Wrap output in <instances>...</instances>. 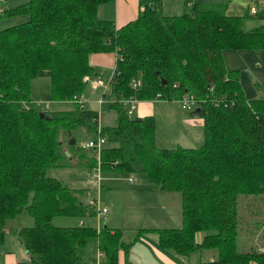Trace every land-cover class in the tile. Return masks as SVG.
<instances>
[{"label":"trees","instance_id":"1","mask_svg":"<svg viewBox=\"0 0 264 264\" xmlns=\"http://www.w3.org/2000/svg\"><path fill=\"white\" fill-rule=\"evenodd\" d=\"M5 1L0 21L21 14L26 19L0 25V244L7 229L38 264H97V256L115 264L119 253L126 262L146 228L125 238L121 227L107 223L97 197H88L96 208L79 199L83 188L46 174L49 167H72L74 158L76 165L84 161L83 169L137 173L151 187L179 193L181 222L154 228L159 247L182 254L214 249L199 264H264V250L238 247L236 206L237 194L264 190V97L247 98L237 68H227L222 56L224 49L264 48V9L250 12L248 0L247 12L262 22L243 29L241 17L220 4L192 3L180 14H159L151 0H139L143 9L115 26L96 16V6L107 0H24L11 7ZM113 50L107 95L98 86L116 117L98 127L96 110L77 99L86 86L83 75L96 74L89 55ZM43 75L52 107L23 104L31 99V79ZM136 77L137 88L131 85ZM183 93L194 100L183 109L202 120L197 146H157L152 115L130 116L129 103L117 100L134 95L179 102ZM97 134L104 137L99 149L84 146ZM22 210L32 223L6 227ZM60 215L95 223L53 224ZM90 242L93 255L84 256Z\"/></svg>","mask_w":264,"mask_h":264},{"label":"rangeland","instance_id":"2","mask_svg":"<svg viewBox=\"0 0 264 264\" xmlns=\"http://www.w3.org/2000/svg\"><path fill=\"white\" fill-rule=\"evenodd\" d=\"M24 0H6L4 3L5 7H11L19 2H22ZM246 8V5L243 4V9ZM246 10V9H245ZM241 18V28L243 29H249L259 24L260 20L258 17L254 16L253 14H249L248 12L244 14L243 11H239L237 13ZM26 19V15H12V16H6L3 17L0 21L1 26H8L13 23H17L20 21H23ZM255 50H249V49H224L223 50V59L225 66H229L227 68H233L236 69L239 67L238 70V78L240 79L241 87L247 96V98L251 97H264V48H259L257 52H255L256 56L252 58V53ZM114 54V60H116V51H111ZM251 59L252 61H249ZM115 65V63H114ZM114 68V66H113ZM113 72V69H112ZM112 72L110 75L102 76H95L99 79H103L104 84L103 87H107L108 78H111ZM107 77V78H106ZM83 78L85 79V74L83 75ZM136 80L138 78L136 77ZM93 81V80H92ZM31 99L24 101L23 104H26L28 106H37L41 109H44L47 106V103L50 100V89H49V78L46 75L43 76H36L31 79ZM139 84H136L134 87L137 88ZM104 89V88H103ZM107 91V88L105 92ZM103 90L101 87L98 88H91L88 83H86V86L84 87V90L81 93L80 99L82 100L83 104L95 109L98 112L99 118L97 119V123L99 122L100 125H110L114 124V117H115V109L108 107V102L106 100L103 101L101 105H97L96 100L104 99L102 94ZM108 92V91H107ZM106 92V95H107ZM157 96V95H156ZM130 97H133L135 100L133 102V107L127 109V113L131 116L137 115V110H133L135 104L137 102H142L141 100H147L152 101L151 102V111L155 115V140L156 144L159 146H165V147H171L177 145V140L174 138V132L168 130V126L170 122L176 124L179 128H184L183 136L186 138V136L189 138L186 143H181V146H197L202 141V134H201V127L199 123V117L198 115L193 114V118L191 117V121H185L182 117L188 116L191 111L188 110H181L180 107H178V104L176 102H168L164 105L169 107L170 110H175L180 113V115H176V113L172 116L173 118H168L164 115L163 110L160 108L159 105H162L161 102H155L159 98H153V99H139L138 97L132 95ZM130 97L123 98L122 96L118 97L117 100L122 102V100H128ZM39 98V99H38ZM164 99V98H163ZM143 101V102H147ZM130 103V102H128ZM165 103V102H163ZM133 110V112H132ZM132 112V113H131ZM177 138H182V135L177 132L176 135ZM80 142L82 144L83 138H77L76 142ZM72 155L74 153H71ZM72 163H75V159L72 158ZM76 165V164H74ZM77 166V165H76ZM73 170L72 167H49L46 169V174L56 176L57 178L61 179L63 182L69 184L73 187H79V184L72 183V177L69 176L70 174L68 171ZM85 170V169H84ZM137 174V173H135ZM139 175V176H138ZM135 177L140 176L143 177V175L137 174L133 175ZM89 178V177H88ZM88 180V179H87ZM92 184L91 187L95 186L92 182L93 180H89ZM118 182H115L117 184H109L107 186H103L100 190H92L89 194L94 197H98L100 202H106L109 204L111 209V215L115 218H121V207L127 206L132 207L128 208V210H124L123 213L125 215V219L122 220L121 218V224L124 227L135 229L136 225H133L135 223L133 222V219L139 217L140 215H144V211L148 208L146 203L149 198V194L151 193H143V195L135 194V192L139 189H135L134 186H141V185H134L133 182H129L124 179H117ZM88 192V191H86ZM79 193V192H78ZM262 194H256V195H244L243 193H239L236 196V206L238 208L237 212V220L238 223H240V233H239V240L237 241L238 247L240 250H246V249H257V250H264V190L261 192ZM88 194V193H86ZM98 194V195H97ZM79 199L81 201H85V193H79ZM88 200V199H87ZM91 200V199H90ZM87 202V201H86ZM144 203V204H143ZM90 205H95L92 203H89ZM156 210H153L152 213H155ZM78 221H84L87 223L94 224L95 220L93 218L86 219V218H80L78 216H54L51 219V222L56 225H66V224H74ZM106 222V221H105ZM140 222V221H138ZM181 222V219H180ZM32 223V217L29 215L26 211L22 210L17 215H15L13 218H10L6 221V227L9 229L11 227H20L23 225H29ZM144 224H147L146 221ZM171 224V223H170ZM173 224V223H172ZM175 224V223H174ZM162 226V225H161ZM175 227V226H174ZM6 231H9L6 229ZM134 231H125V238H129ZM11 235H14L15 237H18L16 234L11 233ZM240 235H242L243 240L240 239ZM243 244V245H242ZM242 245V246H241ZM93 245L91 246V242L88 243L84 250V256H91ZM0 250H3V245L0 244ZM214 249H208L204 250L202 252L203 256L208 257V251H210V254L213 253ZM96 262L99 264H106L103 257L97 256ZM36 263V262H35ZM38 264V263H36ZM248 264H251V262H248Z\"/></svg>","mask_w":264,"mask_h":264},{"label":"crops","instance_id":"3","mask_svg":"<svg viewBox=\"0 0 264 264\" xmlns=\"http://www.w3.org/2000/svg\"><path fill=\"white\" fill-rule=\"evenodd\" d=\"M192 3L220 4L221 6L224 7L225 13L238 15L237 13L239 11H243L244 14L245 12L247 13L248 0H151L149 1V5H152L159 14H180L188 10L189 6ZM243 4L246 5V8L244 9H243ZM142 9H143V4L139 3V0H107L104 2H100L96 6L95 12L98 18L112 20L115 26H119L125 23L126 21L133 19ZM260 22H262V20H260ZM258 49L259 48L252 50H255V52H257ZM255 52L253 51L252 58L258 57V55L257 56L255 55L256 54ZM249 61L252 60L249 59ZM89 63L92 65L93 70L96 72V74L95 75L85 74V79L83 78V80H85L86 83H88L91 88H98L100 86L93 87L90 82L97 75L104 77L105 75L108 76L111 74L115 63L114 54L111 51L92 52L89 55ZM237 69H239V67ZM155 100H158L155 102H161L162 105L159 106L163 110L164 115L168 118H173L172 116L175 113L178 116L180 115L179 112L175 110H170L169 107L164 105L170 101L171 103L176 102L178 104V107L181 108V110H187V109H183L180 106L179 102L174 99H155ZM141 101L142 102L139 101L135 104L133 110H137V116L146 115V114L152 115L155 124V115L150 109L152 101H147V100H141ZM143 101H147V102H143ZM96 103L97 105H101L103 101L99 103L96 100ZM52 105H53L52 102H48L45 108H51ZM54 106H58V105H54ZM193 114L195 113L190 112L188 116L182 118L183 120L190 122ZM115 117H114V122H115ZM98 118L99 115L97 112V119ZM199 119H200L199 123L201 127L202 120L200 117ZM97 126L100 127L103 125H100L98 122ZM167 128L168 130L172 131V133L174 132L175 134L174 138L178 141L177 145H181V143H186V141H188L189 138L187 136L186 138L183 136L182 131L184 130V128H179L178 126H176V124L172 122H170ZM154 131H156V126ZM177 132L182 135V138L176 137ZM154 142L156 144L155 135H154ZM160 147H165V146H160ZM83 162H81L80 165L77 166L74 164L70 165L72 166V168L75 169V171L70 170L68 171V173L70 174L69 176L72 177V183L79 184L80 185L79 187L83 188L81 190L82 191L81 193H85L86 200L84 202L87 201L88 197H92L91 194H89L92 190L94 191L100 190L101 192L103 186H107L109 184H117L115 183L118 182L117 179H124V182H126L125 180L129 181L128 180L129 176L132 177V180L129 182H133L134 185H141L136 187L134 186L135 189H139L135 192V194L143 195V193H151V195L149 194V198L146 203L148 208L144 211V215H140L139 217L133 219L132 222L135 223L133 225H136L135 226L136 228L143 227L146 229L143 230L138 235V237L131 243L129 250L127 252L126 262H124L123 254L119 253V257L115 264H199L203 256L202 254L203 251L192 250L187 254H182L175 252L174 250L169 248H161L158 245V237L154 228L174 227V226H179L180 224V219H181L180 195L178 192L171 190H163L157 186L151 187L146 181L143 180L142 176H140L139 178H138L139 175L135 177L133 175H137V174L132 172L108 171L106 173H102L98 171V176L96 179H94L91 177L94 167L93 168L87 167L84 168L85 169L84 170ZM89 180H93L92 182L94 183L95 186L91 187L92 183ZM98 201L100 202L99 199ZM100 204L104 205L107 209L106 221L110 226L121 227L123 229L124 235L126 230L134 231L136 229V228L130 229L124 227L121 224V218L122 220L125 219V215L123 211L128 210V208L130 209L132 207H127L123 205L121 207V218L115 219L111 215V209L109 204H107L106 202L104 203L100 202ZM153 210H156V212L152 213ZM145 221L147 224L143 225ZM11 233L15 234L12 230L5 231L4 233V239L2 242L3 250H0V264H36L33 260H31L29 253L23 247L20 239L18 237H15L14 235H11ZM195 236L196 239L200 238V234L198 233ZM212 255H214V253L210 254V251H208L207 256L209 257V259L213 257ZM99 264H101V262H99Z\"/></svg>","mask_w":264,"mask_h":264},{"label":"built area","instance_id":"4","mask_svg":"<svg viewBox=\"0 0 264 264\" xmlns=\"http://www.w3.org/2000/svg\"><path fill=\"white\" fill-rule=\"evenodd\" d=\"M3 0H0V4H1V2H2ZM261 9H264V0H253V3L250 5V12H252V13H257L259 10H261ZM0 10H1V5H0ZM264 22V21H263ZM93 81H91L90 83H91V85L93 86V87H95V86H98V85H101L102 87H103V84H104V81H103V79H99L98 77H94L93 79H92ZM110 80V78H108V80H107V82H110L109 81ZM131 85H133V86H135L136 84H139L140 82H139V79L138 80H136V79H131ZM103 88H105V87H103ZM156 95H158V94H156ZM78 100V102L80 103V104H83V102H82V100L80 99V98H78L77 99ZM104 100H106V99H97V101L99 102V103H101L102 101H104ZM113 99H110L109 100V102L110 101H112ZM134 98L133 97H130L128 100H122V102L124 103V102H130L129 103V106L132 108L133 107V102H134ZM179 104H180V106L182 107V108H192L193 107V105H194V100H193V97H192V95H190V94H188V93H183L182 95H181V97L179 98ZM104 143V137L103 136H101L100 134H97L96 135V137H95V139H91V138H88L85 142H84V146H90V147H96L97 149H99L100 148V146L102 145ZM97 176H98V168L97 167H95V168H93V173H92V178H97ZM91 199V200H90ZM87 202L88 203H92V204H95L94 203V200H93V198H88V200H87ZM96 208L98 207V205L96 204V206H95ZM104 210H105V208L104 207H101V208H98V215H101V216H103V212H104Z\"/></svg>","mask_w":264,"mask_h":264}]
</instances>
